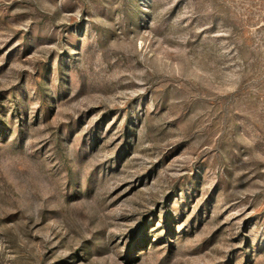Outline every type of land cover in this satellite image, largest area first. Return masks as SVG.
Here are the masks:
<instances>
[{"label": "rangeland", "instance_id": "374dc122", "mask_svg": "<svg viewBox=\"0 0 264 264\" xmlns=\"http://www.w3.org/2000/svg\"><path fill=\"white\" fill-rule=\"evenodd\" d=\"M0 264H264V0H0Z\"/></svg>", "mask_w": 264, "mask_h": 264}]
</instances>
